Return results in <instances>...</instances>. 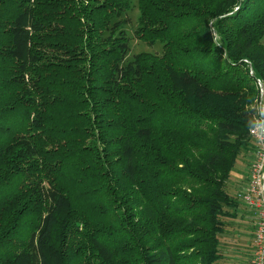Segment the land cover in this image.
Instances as JSON below:
<instances>
[{
  "label": "trees",
  "instance_id": "16d2710c",
  "mask_svg": "<svg viewBox=\"0 0 264 264\" xmlns=\"http://www.w3.org/2000/svg\"><path fill=\"white\" fill-rule=\"evenodd\" d=\"M0 0V264H217L264 84V0Z\"/></svg>",
  "mask_w": 264,
  "mask_h": 264
},
{
  "label": "built area",
  "instance_id": "2783aa9c",
  "mask_svg": "<svg viewBox=\"0 0 264 264\" xmlns=\"http://www.w3.org/2000/svg\"><path fill=\"white\" fill-rule=\"evenodd\" d=\"M256 85V114L249 129V136L254 145L253 158L249 166L248 184L241 199L253 213L254 219V248L250 264H264V84L256 81Z\"/></svg>",
  "mask_w": 264,
  "mask_h": 264
},
{
  "label": "rangeland",
  "instance_id": "374dc122",
  "mask_svg": "<svg viewBox=\"0 0 264 264\" xmlns=\"http://www.w3.org/2000/svg\"><path fill=\"white\" fill-rule=\"evenodd\" d=\"M130 1L131 4L129 10L123 13L117 20L129 41V52L127 54L126 61L132 60L133 57L139 53H151L156 55L161 54L162 52L160 44L157 43L153 47H150L138 41V39L136 38L135 30L137 27L138 18V0ZM250 158L251 156H247V154L242 160L238 158L237 163L231 173L229 182L226 186L227 193L231 197L239 199V201L241 200V198H237V195L239 194L240 190H238V187L236 188L235 179H239V175L241 174L247 176L246 171L251 162ZM240 202L242 203V200ZM238 219L239 217L235 220H228V218L223 219V221L226 223V228L224 234L220 236L219 251L221 253V260L217 264H249V257H246L244 261L239 260L241 259L239 257L242 255L238 253V251H236V249L239 248L240 244L239 238H241L239 231L240 224H238ZM248 240H251V238H248ZM253 245L254 244H252L251 246L253 247ZM36 264H38V261H36Z\"/></svg>",
  "mask_w": 264,
  "mask_h": 264
},
{
  "label": "crops",
  "instance_id": "0c3cea01",
  "mask_svg": "<svg viewBox=\"0 0 264 264\" xmlns=\"http://www.w3.org/2000/svg\"><path fill=\"white\" fill-rule=\"evenodd\" d=\"M247 156H251L250 160L252 161L253 158V149L250 150L247 153ZM251 164V162H250ZM249 164V166H250ZM249 166L247 168V176H244L243 174L239 175V179L237 178V174H236V178L235 179V184H236V188L238 187L239 194L237 195V198H241V195L243 194V191L245 190L247 184H248V173H249ZM239 180V181H238ZM236 196V195H235ZM234 198V197H233ZM236 202V207L235 208H231L228 209V212L230 213V216L228 218V220H235L239 217L238 219V224H240V236L241 238H239V248L236 249V251H238V253H240L242 256H240L239 260L244 261L246 257H249V264L251 261V256H252V252H253V247L251 246L252 244H254V219H253V214L251 213V211L244 205V203L240 202L239 199H235ZM248 209V210H247ZM248 225V226H247ZM248 238H251V240H248Z\"/></svg>",
  "mask_w": 264,
  "mask_h": 264
}]
</instances>
